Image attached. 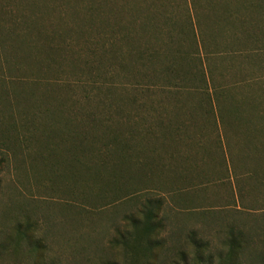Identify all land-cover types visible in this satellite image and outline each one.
<instances>
[{"label":"rangeland","instance_id":"obj_1","mask_svg":"<svg viewBox=\"0 0 264 264\" xmlns=\"http://www.w3.org/2000/svg\"><path fill=\"white\" fill-rule=\"evenodd\" d=\"M187 5L0 0V264H32L36 258L49 264H141L143 257L120 240L145 200L157 198L158 231L149 239L159 244L150 260L200 257L215 263L227 256L234 238L242 248L232 257L264 264V118L255 123L262 132L228 133L224 143L249 147L234 149L229 163L212 147L210 158L201 154L202 164L189 166L183 187L207 184L199 203L184 202L195 195L175 193L182 188V169L166 164V147L144 144L148 131L159 133L163 113L177 105L208 109L206 93L222 86L238 102L247 94L252 103L246 108L254 103L264 112V68H194L199 63L191 53L197 49ZM179 38L185 54L176 48ZM226 42L229 53L202 50L206 63L254 59L248 52L231 53L250 47ZM182 58L178 74L164 69ZM177 89L188 95L180 97L185 104L175 102ZM82 128L101 137L80 161L89 169L68 151ZM205 130L206 143L220 136ZM113 131L124 146L107 140ZM153 146L160 157L144 150ZM145 156L154 158L155 168L141 165Z\"/></svg>","mask_w":264,"mask_h":264},{"label":"crops","instance_id":"obj_2","mask_svg":"<svg viewBox=\"0 0 264 264\" xmlns=\"http://www.w3.org/2000/svg\"><path fill=\"white\" fill-rule=\"evenodd\" d=\"M187 4L193 23L190 27L195 32L191 35V39L193 46L197 49L196 51L193 49L191 53L197 56L196 60L199 63L194 67L195 69L264 68V58H258L259 55H264V0H187ZM221 39H225V41L222 42ZM226 40L230 41L229 44L233 46L250 47V50H235L232 48L231 53L248 52L254 56V59L245 63L230 61L229 65L220 66L206 63L202 50L205 53L214 55L229 53L227 47H225L228 45ZM182 42L183 40L179 38L175 45L176 48H181L185 54L187 51L183 48ZM182 60L183 58L178 59V61L176 59L169 60V62L184 64L183 61L185 60ZM219 63H223V61ZM209 101L213 106L215 105L214 97H211ZM263 113L256 110L217 108L167 111L163 113L164 116L159 117L161 124H164L167 128L168 139L164 143L168 154L165 159L170 166L173 164L198 166L202 164L199 156L207 154L210 158V149L214 148L218 151V158L224 159V161L227 160V163H229V160L232 161L235 156L234 149L249 150V147L246 144V148H244L235 142L228 143L227 140L224 143L223 140L227 139L228 133L244 135L251 130H255L256 120L261 121L264 118ZM205 129L210 130L212 134H220V136H214L213 140L210 141L211 143H206L203 139L205 136L202 134V132H208ZM243 156H245V159L252 158L254 160L253 154ZM182 179L181 181L185 182L186 179ZM180 184L182 185V183ZM194 185L198 184L195 183ZM181 187L183 189L178 188L176 194L185 193L187 198L193 195L196 197L184 202L199 203L201 199H204L200 195L202 193L200 187L194 189L189 187L186 189L183 185Z\"/></svg>","mask_w":264,"mask_h":264},{"label":"trees","instance_id":"obj_3","mask_svg":"<svg viewBox=\"0 0 264 264\" xmlns=\"http://www.w3.org/2000/svg\"><path fill=\"white\" fill-rule=\"evenodd\" d=\"M182 57V56H181ZM172 60V59H171ZM174 63H171V65H167L165 66V70H169V71H174L177 72V74L181 71V68L178 67V64L176 65H172ZM180 78V77H179ZM180 79H183L180 78ZM184 91L177 89L176 91H174V96L176 97L175 102L178 104V101L182 102L183 100L180 99V97H187L188 95L184 94ZM227 89L226 87L224 88L219 87V88H215L213 89V93H206L207 97L209 98L208 100H211L210 97H214L215 99V105L213 106L212 103L209 101H205L206 103H209L210 106L208 109H213V108H217V109H227V110H246V111H253L254 109V103L251 107H253L252 109H248L246 108V106L251 105L252 103V98L248 97V95L246 94L243 97V100H241L240 102H238L237 100H234L233 98L229 97V93L227 94ZM213 95V96H211ZM249 100L251 103H249ZM184 104L186 103L185 101H183ZM241 106H244V109L240 108ZM184 108L183 105H177V109H182ZM195 109V108H194ZM197 109V108H196ZM158 125L160 127L159 133L156 134V131L151 130L148 131L147 133L149 134V136H146V141L144 142V144H147L149 142H153V144H159L161 147H166L165 143L167 138V128L164 124H161L160 120L158 121ZM87 128V127H86ZM86 128H82L79 129V131H77V133L75 134L76 136V141L75 142L77 145H72L70 147H68V151L70 152L71 156L70 158L73 160H76L77 162H79V165L81 167H83V169H89V165L88 164H84V163H88V162H80L83 158L87 159V157L89 156V154L92 155L94 148L92 145H89V143H92L93 140H100L101 137L100 136H91V133L87 130ZM89 128V127H88ZM256 131L262 132L259 129H255ZM130 133H133V131H129ZM116 131H113L111 133V135L107 138V140L113 141V142H124V140L120 139V136L118 134H115ZM157 135V136H156ZM121 144L124 146V143ZM117 143V144H118ZM118 146H120V143L118 144ZM149 146V145H148ZM149 152L154 156V154H157L159 157L161 156V154L158 152L159 150L156 147H151V148H146L144 150H148ZM71 150V151H70ZM72 152V153H71ZM167 156L168 154V150H165L164 152ZM87 156V157H86ZM166 156L164 158H166ZM90 157V156H89ZM162 158V157H161ZM157 161V160H156ZM160 164H164L162 162H159ZM133 164V163H132ZM158 164V161H157ZM159 164V165H160ZM168 166L169 164L166 163ZM141 165H146V168L148 167V165H151V168H155V163H154V158L148 156H145V160L144 162H141ZM189 166L190 165H181V164H177L176 168L177 171H181V174L177 175L179 182L181 183V177L183 176L182 180L187 181L188 178H186L187 174L185 175V173H188L189 170ZM121 167V175L123 172V167ZM174 167V165H173ZM182 167V168H180ZM150 169V167H148ZM175 168V170H176ZM179 168V169H178ZM114 169V173L117 174V169ZM127 170V169H126ZM192 178V177H191ZM191 185V183H190ZM207 184H201L199 183L198 185H192L189 188H195V187H200L199 189L204 192L207 189ZM178 190L175 189V192ZM190 202V204H192V201H188ZM144 208H142V210L140 209V213L141 216L139 218L133 217L131 224H130V228L127 231V234L125 236V238H122L120 241H122V244L125 246V248H129L131 250H133L134 252L136 251V253H139L142 258V263L141 264H160L157 261H153L149 259L151 257H155L154 256V252L156 249V246L159 244V241H154V239H149L151 237V235L153 234H157L158 231V226H157V221L155 220L157 218L158 212L160 210V207L162 205V199L161 198H157V199H146L145 203H144ZM231 233H233V231H230ZM229 244H231L228 248V253L226 257H223L221 260H219L218 262H212L210 259H203L200 257H196L193 260H184L183 262H169L168 264H242L240 261L237 260V258L232 257V252H235L237 250H240L242 247L239 246L237 244V240L234 238L230 239ZM156 245V246H155ZM196 250L199 249V247H195ZM136 257V256H134ZM157 260V259H156ZM32 264H49V263H42L40 261L39 258L34 259Z\"/></svg>","mask_w":264,"mask_h":264}]
</instances>
